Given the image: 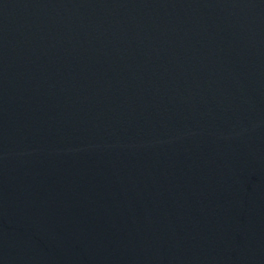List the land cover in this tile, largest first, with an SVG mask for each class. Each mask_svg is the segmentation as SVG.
Masks as SVG:
<instances>
[{"label":"water","instance_id":"95a60500","mask_svg":"<svg viewBox=\"0 0 264 264\" xmlns=\"http://www.w3.org/2000/svg\"><path fill=\"white\" fill-rule=\"evenodd\" d=\"M0 264H264V0H0Z\"/></svg>","mask_w":264,"mask_h":264}]
</instances>
